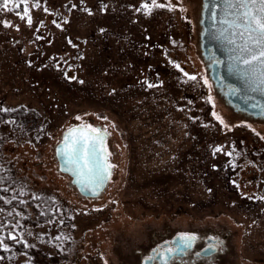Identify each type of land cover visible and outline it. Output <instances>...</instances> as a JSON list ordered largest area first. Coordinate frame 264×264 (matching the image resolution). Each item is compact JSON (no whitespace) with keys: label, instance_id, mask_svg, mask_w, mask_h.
I'll return each mask as SVG.
<instances>
[{"label":"rangeland","instance_id":"1","mask_svg":"<svg viewBox=\"0 0 264 264\" xmlns=\"http://www.w3.org/2000/svg\"><path fill=\"white\" fill-rule=\"evenodd\" d=\"M3 1L0 106L35 111L40 122L30 143L14 144L4 120V148L45 175L33 183L71 211L51 205V220L19 230L26 245L71 259L58 264H124L135 236L191 212L172 224L222 228L235 258L240 250L264 259V201L255 196L264 188V119L234 111L210 79L201 0ZM75 125L107 134L112 173L96 198L57 168L54 147Z\"/></svg>","mask_w":264,"mask_h":264},{"label":"water","instance_id":"2","mask_svg":"<svg viewBox=\"0 0 264 264\" xmlns=\"http://www.w3.org/2000/svg\"><path fill=\"white\" fill-rule=\"evenodd\" d=\"M210 3L213 8L218 7L214 0H201L199 17V47L208 68V75L214 86L225 99V102L234 111L242 112L252 117L264 115V92L260 91L258 84H250L242 78L237 68L248 66L240 64L231 59L238 52L230 51L233 47L224 39L217 38L227 25L220 23L224 19L223 13L217 16L216 20L211 18V13L206 8ZM243 26V21H238ZM241 29H229L225 35L228 39H236L237 43H243L238 35ZM237 35H233V33ZM253 67H256L253 65ZM258 78V73H257ZM256 88V91L252 89ZM98 132L84 125H75L61 134V137L54 147V155L57 161V168L60 172L70 176L71 183L79 194L83 196H96L103 191L110 176L111 167L107 173L103 168L107 163L105 150L106 133L97 127ZM82 135L88 137L89 168L84 167V160L80 159L81 153L71 151L74 140H80ZM67 137V138H66ZM94 138V139H93ZM106 176L97 186V175Z\"/></svg>","mask_w":264,"mask_h":264},{"label":"trees","instance_id":"3","mask_svg":"<svg viewBox=\"0 0 264 264\" xmlns=\"http://www.w3.org/2000/svg\"><path fill=\"white\" fill-rule=\"evenodd\" d=\"M3 2L0 0V7ZM38 117L37 112L25 110L22 107L4 109L0 106V123L10 119L13 124L14 134L9 139L14 144L24 141L30 143L29 138L32 137L29 136V130L39 129ZM6 140H8L7 137L0 135V242L2 244L0 245V256L8 254L11 258L24 254L27 256V264H58L65 259L70 261L71 259L62 257V255H47L35 246L26 245L21 239L19 235L21 228L42 224L55 216L57 209L54 207L52 209L51 205L60 208L59 215L67 216L71 211L69 209L66 212L64 203H61L54 189L44 186L36 187L37 184L33 181L45 175L39 174L35 168L31 169L25 161L20 164V159L12 155L11 147L9 151L4 148ZM35 157L36 163L43 162L39 161V155ZM28 170H31V176L26 174L25 171ZM24 192L30 196L23 198Z\"/></svg>","mask_w":264,"mask_h":264},{"label":"flooded vegetation","instance_id":"4","mask_svg":"<svg viewBox=\"0 0 264 264\" xmlns=\"http://www.w3.org/2000/svg\"><path fill=\"white\" fill-rule=\"evenodd\" d=\"M252 118L264 119V115ZM97 127L99 126L95 129ZM106 139L107 134L105 143ZM105 150L107 153L106 148ZM107 163L111 165L108 162V153ZM99 194L84 197L96 198ZM255 194L259 198L262 196L261 200L264 201V188L255 191ZM176 214L191 216V212L169 215V220L164 219L161 225L149 228L144 238L135 236V245H132L122 258L124 264H264V259H244L238 253L240 250H237L238 258H235L234 247L229 243V234L224 233L222 228L213 229L207 225L191 226L190 222L185 227L173 225L172 220L176 219ZM186 242L188 247H184Z\"/></svg>","mask_w":264,"mask_h":264},{"label":"snow or ice","instance_id":"5","mask_svg":"<svg viewBox=\"0 0 264 264\" xmlns=\"http://www.w3.org/2000/svg\"><path fill=\"white\" fill-rule=\"evenodd\" d=\"M214 2L218 7L213 8L210 3L205 5L211 13V18L216 20L217 16L223 13L224 19L220 23L227 25L224 32H221L217 38H222L229 45H232L230 51L239 53L231 59L248 66L235 69L241 77L245 78L250 84H258L260 91L264 92V0H214ZM158 6L163 7V5ZM241 20L244 22L243 26L238 22ZM233 28L241 29L238 35L243 43L238 44L236 39L227 38L225 33ZM233 35L235 36L237 33L234 32ZM253 65L256 67H253ZM252 90L256 91L257 89L253 88ZM92 131L98 132L99 130L92 129ZM88 139V137L82 135L80 140H74L71 151L81 153L80 159L84 160V167L91 172L92 168H89ZM109 167L112 166L106 165L103 172L107 173ZM104 178L106 176L97 175V186ZM188 246L186 242L184 247Z\"/></svg>","mask_w":264,"mask_h":264}]
</instances>
